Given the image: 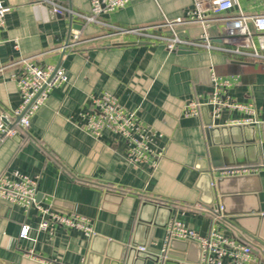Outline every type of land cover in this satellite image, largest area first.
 I'll use <instances>...</instances> for the list:
<instances>
[{"label":"crops","instance_id":"crops-1","mask_svg":"<svg viewBox=\"0 0 264 264\" xmlns=\"http://www.w3.org/2000/svg\"><path fill=\"white\" fill-rule=\"evenodd\" d=\"M56 1L77 13L92 10V0ZM0 3L10 8L0 35V119L21 105L13 78L19 71L13 64L20 59L35 57L40 65L61 66L69 77L50 94L28 129L0 142V177H38L40 202L63 215L87 218L95 232L92 238L62 227L41 232L35 210L26 213L0 199V264H200L195 242L175 240L164 251L169 225L179 220L207 236L215 226L213 210L221 206L239 220L243 242L264 249V138L256 132L255 146L243 145L235 157L225 155L227 161L247 162L235 166L249 167L248 174L221 177L209 163L205 134L214 118L212 108L204 106L200 116H184L188 103L208 100L214 71L224 78L239 77L228 91L230 100L256 108V116L226 108L221 124L243 126L234 122L246 118L264 124L263 62L216 50L170 52L162 43L134 36L106 37L108 27L86 23L70 12L55 16L51 5L36 0ZM193 7L194 0H132L101 20L130 29L161 24L165 16H185ZM240 11L264 14V0H237L227 15ZM74 31L80 32L82 42L65 49ZM177 31L185 39H198L203 33L198 24L179 26ZM211 37L214 44L221 43L218 26L211 29ZM232 64L240 65L241 71L233 72ZM107 92L136 111L157 136L155 148L164 156L154 172L127 160L128 145L122 137L107 132L96 138L85 130L92 98ZM219 179H227L220 190ZM23 225L30 226V239L20 238ZM220 227L238 237L236 231ZM136 243L147 244L159 261L132 254ZM251 264H264L263 253L253 252Z\"/></svg>","mask_w":264,"mask_h":264},{"label":"built area","instance_id":"built-area-1","mask_svg":"<svg viewBox=\"0 0 264 264\" xmlns=\"http://www.w3.org/2000/svg\"><path fill=\"white\" fill-rule=\"evenodd\" d=\"M38 3L51 5L53 15L70 12L73 16L86 23H96L108 27L106 37L134 36L139 40L151 43H162L167 50H200L221 51L232 57L256 60L264 63V14L248 15L240 11L235 15H227L237 3V0H194V7L185 16L165 20L161 24L145 25L125 29L104 23L101 17L106 14L126 8L132 0H92L90 14H81L65 8L56 0H36ZM10 8L0 3V35L5 27L6 16ZM198 24L203 33L198 39H185L178 34V27ZM219 27L221 43L214 44L211 29ZM166 29L167 33H161ZM160 31V32H159ZM2 42L0 36V43ZM79 31H74L65 49H75L81 44ZM13 66L19 71L13 75L21 96L20 107L13 114L2 113L0 119V142L5 138L15 137L21 130L30 127L31 121L46 105L50 94L69 81L66 70L56 65H40L35 57L22 58ZM239 78V77H238ZM235 76L220 77L212 71L213 91L208 100L203 103L192 101L184 108V116H200L204 106L212 108L213 117L219 119L224 109L246 112L256 116V108L252 104L231 101L228 91ZM91 112L85 116V130L99 138L109 132L122 137L127 142V160L135 166H147L154 172L161 160L163 152L155 148L157 136L141 121L136 111L127 109L120 99L111 93H104L91 100ZM238 125L261 126L263 121L258 118L236 120ZM221 177L244 176L250 172L249 167L235 166L213 169ZM39 178L26 175L0 177V199L24 208L26 213L35 210L40 223L41 232L52 231L56 227L82 231L88 238L95 235L94 228L85 217L77 214L63 215L51 206L39 201ZM224 207L213 210L215 226L207 236L190 229L179 220H173L168 228L164 251L175 240L192 241L198 244L201 252L200 264H251L253 261V246L240 240L236 235H230L222 227L231 230L222 215ZM31 228L23 225L20 238L30 239Z\"/></svg>","mask_w":264,"mask_h":264},{"label":"water","instance_id":"water-1","mask_svg":"<svg viewBox=\"0 0 264 264\" xmlns=\"http://www.w3.org/2000/svg\"><path fill=\"white\" fill-rule=\"evenodd\" d=\"M179 52L183 54L190 53V51L186 49L180 50ZM206 126L207 127L205 129V134L209 152V163L215 169L246 164L247 162H245L244 160L241 162L239 158L234 161H227L225 155L229 157V154H233V156L235 157L238 150L243 149V145L245 146L244 149H250V147L255 146L258 142L256 138V132H259L262 138H264V124H262L261 128L257 131V129L250 128V126L248 125L225 126L221 124V121L219 119L213 118L211 122ZM17 136H19V134ZM202 170H209V166H207V168H203ZM225 181H227V179H219L216 181L218 189L221 188V185ZM222 215L224 216V221L228 225V227L237 232L239 239L242 241H246L245 237L240 231L243 229L240 226L239 220L229 215L225 208L222 211ZM131 252L132 254H136L138 256H148V258L153 257L154 259H156V261H159L160 259L159 256H152L149 253L147 244H132ZM253 252L255 254H259L260 252H262L264 255V249L259 246L256 248L254 246ZM160 254L161 253H158V255Z\"/></svg>","mask_w":264,"mask_h":264},{"label":"trees","instance_id":"trees-1","mask_svg":"<svg viewBox=\"0 0 264 264\" xmlns=\"http://www.w3.org/2000/svg\"><path fill=\"white\" fill-rule=\"evenodd\" d=\"M231 68H232L233 72H240L241 71V66L240 65L232 64Z\"/></svg>","mask_w":264,"mask_h":264}]
</instances>
